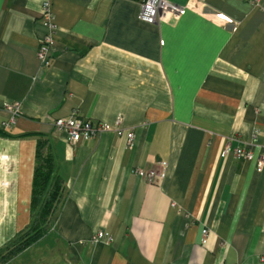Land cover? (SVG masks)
I'll list each match as a JSON object with an SVG mask.
<instances>
[{
    "label": "crops",
    "instance_id": "0c3cea01",
    "mask_svg": "<svg viewBox=\"0 0 264 264\" xmlns=\"http://www.w3.org/2000/svg\"><path fill=\"white\" fill-rule=\"evenodd\" d=\"M169 1L187 9L151 25L136 0H0V264H264V0ZM74 113L122 118L134 148L70 146L54 122ZM41 144L63 201L7 260L33 223ZM159 164L157 183L136 174ZM100 231L113 242L93 244Z\"/></svg>",
    "mask_w": 264,
    "mask_h": 264
},
{
    "label": "built area",
    "instance_id": "2783aa9c",
    "mask_svg": "<svg viewBox=\"0 0 264 264\" xmlns=\"http://www.w3.org/2000/svg\"><path fill=\"white\" fill-rule=\"evenodd\" d=\"M136 1L140 4L141 8L140 20L151 25L157 24L159 21L163 20H174L183 14L187 9L174 4L169 0ZM43 14L45 23H47L51 30H53L54 26L52 25V21L54 20V14L51 11L50 3L48 1L43 5ZM53 45L54 39L51 33L43 40L39 50V58L44 66L49 65ZM6 107L9 111L14 112L15 114L18 110V106L16 104H7ZM123 125L122 118H118L115 123L110 124L105 122H93L89 119H81L76 113H74L70 118L58 119L54 122V126L57 131L65 136L67 143L72 147H75L79 143L102 136L106 133H114L118 136H125L127 138L129 148L132 149L135 146V133L131 130H125ZM5 127H8V124ZM229 153L230 149L227 147L223 152V156H226ZM235 155L238 158H251V153L241 149L236 150ZM263 162L264 157L261 159L260 166H262ZM159 165L158 170H137L136 174L149 183H157L165 177L168 171L167 165ZM258 170L261 171V167H259ZM208 233L209 231L205 230L203 232L204 237L208 236ZM91 242L93 244H111L113 242V237L107 232L100 231L93 236ZM262 262H264V260H262Z\"/></svg>",
    "mask_w": 264,
    "mask_h": 264
},
{
    "label": "trees",
    "instance_id": "16d2710c",
    "mask_svg": "<svg viewBox=\"0 0 264 264\" xmlns=\"http://www.w3.org/2000/svg\"><path fill=\"white\" fill-rule=\"evenodd\" d=\"M41 149L42 144L39 145L33 181V223L28 232L11 246L5 256L7 260L29 248L49 231L56 220L63 201L64 186L55 175L53 157L50 154L45 155Z\"/></svg>",
    "mask_w": 264,
    "mask_h": 264
},
{
    "label": "rangeland",
    "instance_id": "374dc122",
    "mask_svg": "<svg viewBox=\"0 0 264 264\" xmlns=\"http://www.w3.org/2000/svg\"><path fill=\"white\" fill-rule=\"evenodd\" d=\"M123 124H124V121H123ZM124 126V125H123ZM125 128V127H124ZM125 130H127L126 128H125Z\"/></svg>",
    "mask_w": 264,
    "mask_h": 264
}]
</instances>
